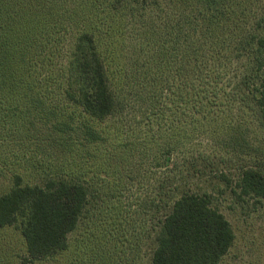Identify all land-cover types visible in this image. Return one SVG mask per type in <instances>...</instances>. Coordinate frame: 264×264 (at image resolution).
Here are the masks:
<instances>
[{"label":"trees","instance_id":"obj_1","mask_svg":"<svg viewBox=\"0 0 264 264\" xmlns=\"http://www.w3.org/2000/svg\"><path fill=\"white\" fill-rule=\"evenodd\" d=\"M157 1L0 0V153L23 166L12 171L0 159V171L11 178L0 192V228L19 231L25 248L19 264L67 251L70 233L87 217L100 187H107L103 199L115 187L135 188L138 178L185 163L193 155L194 139L214 130L211 125L224 115L227 124H221L230 128L226 110L232 94L219 82L228 58L222 49L248 50L244 71L232 76L233 91L244 88L264 128V14L230 45L225 41L229 0H164L179 10L172 14L175 23L156 28L145 16ZM128 18L138 47L147 48L153 60L138 62L137 53L133 61L140 65L113 68L116 46L125 45ZM105 35L118 44L100 42ZM180 44L187 49L183 60L173 57ZM153 67L168 68L173 77L166 103L153 109L157 95L144 97L149 106L144 120L126 134L101 124L123 107L125 78L152 81ZM256 166L241 167L234 187L238 196L260 202L264 174ZM166 207L157 221L149 264H218L234 232L210 194L182 191L171 195ZM97 246L91 247L92 257L103 264ZM76 247L82 248V240Z\"/></svg>","mask_w":264,"mask_h":264},{"label":"rangeland","instance_id":"obj_2","mask_svg":"<svg viewBox=\"0 0 264 264\" xmlns=\"http://www.w3.org/2000/svg\"><path fill=\"white\" fill-rule=\"evenodd\" d=\"M157 2L158 4L151 5L149 11L147 10L145 20L151 21L156 28L162 22L175 23L172 14L177 13L178 7L164 0ZM226 3V22L229 25L225 32V41L232 45L238 35H245L264 14V0H229ZM130 21L131 18L122 21L127 31L126 39L123 38L125 45L116 46V56L112 58L116 65L110 63L113 68L126 66L133 69L132 62H135L133 58L137 53L140 54L138 62L143 58L149 62L153 60L147 48L138 47L137 35L132 31L135 26H130ZM104 22L105 17L102 18V23ZM233 26L235 27L232 28ZM256 31H259V28ZM105 36L100 42L110 47L118 44L113 35ZM168 39L169 44L173 43L174 34H170ZM65 42L67 48L70 39ZM103 46L105 44H101V47ZM65 48L63 53L67 52ZM183 50L187 49H182L180 44L173 57L179 55L182 59ZM221 51L228 56L227 64L221 67L224 69L220 74H224L220 75L219 82L232 94L227 99L229 104L226 110V121L230 123V128L226 130L222 126L227 124L224 115V119L211 125L214 130L206 131L194 139L191 144L193 153H190L194 156H190L181 165L162 166L154 173H148L142 176V179L138 178L135 188L115 187L113 195L103 199L100 194L108 196L105 192L107 187H100L99 195L95 194L90 199L87 217H83L77 228L70 233L69 249L54 259L37 260L33 264H98L97 258L92 257L91 247L94 245H98L102 258L100 262L103 264H149L157 221L167 211L166 203L170 196L186 190L209 193L213 205L225 215L231 225L234 240L218 264H264V201L258 202L251 197L238 196L234 187L238 172L243 166L256 164L264 174V128L244 88L238 85V90L233 91L235 78L232 76L240 73L247 65L248 50L243 49L236 53L225 48ZM235 53L239 56L236 64L231 58ZM128 69L122 72L129 73ZM150 70L155 74L152 81H139V78L133 76L125 78L127 94L123 107L101 124L115 132L126 134L144 120L146 108H149L143 100L144 97L150 93L157 95L159 100L153 101V109L166 103L173 94V77L168 68L163 72L154 67ZM157 86H162V91H159ZM0 159H6L4 154L0 153ZM6 161L8 169L23 170V166L15 158ZM25 178L28 179L27 176ZM10 181V174L0 171V192L9 186ZM113 203L117 204L114 209ZM80 240L82 248L76 247ZM24 249L23 239L17 229L12 226L0 228V264H19Z\"/></svg>","mask_w":264,"mask_h":264}]
</instances>
